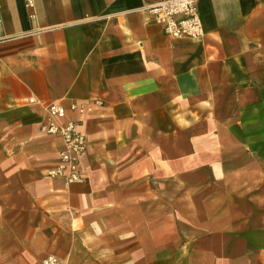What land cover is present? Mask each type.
<instances>
[{
	"label": "crops",
	"instance_id": "1",
	"mask_svg": "<svg viewBox=\"0 0 264 264\" xmlns=\"http://www.w3.org/2000/svg\"><path fill=\"white\" fill-rule=\"evenodd\" d=\"M158 1L0 0V264H264V0H198V38ZM53 101L91 108L83 181Z\"/></svg>",
	"mask_w": 264,
	"mask_h": 264
},
{
	"label": "built area",
	"instance_id": "2",
	"mask_svg": "<svg viewBox=\"0 0 264 264\" xmlns=\"http://www.w3.org/2000/svg\"><path fill=\"white\" fill-rule=\"evenodd\" d=\"M152 19L161 24L173 37L198 38L204 34L198 0H159L150 7ZM1 22V17H0ZM97 103H102L97 101ZM85 114L91 108L73 102L68 107L62 101L48 104L46 122L41 131L61 138L63 147L56 168L49 172L51 177H60L67 184L83 181L82 160L87 152V135L82 129L81 119L68 118V110ZM42 264H64L56 254H49Z\"/></svg>",
	"mask_w": 264,
	"mask_h": 264
},
{
	"label": "rangeland",
	"instance_id": "3",
	"mask_svg": "<svg viewBox=\"0 0 264 264\" xmlns=\"http://www.w3.org/2000/svg\"><path fill=\"white\" fill-rule=\"evenodd\" d=\"M175 211H176V208H175ZM175 225H179V227H180V224H179V223H178V224H177V223H175Z\"/></svg>",
	"mask_w": 264,
	"mask_h": 264
}]
</instances>
